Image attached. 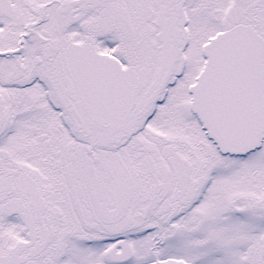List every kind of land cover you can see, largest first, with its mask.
<instances>
[{
	"label": "snow or ice",
	"instance_id": "6c2138e0",
	"mask_svg": "<svg viewBox=\"0 0 264 264\" xmlns=\"http://www.w3.org/2000/svg\"><path fill=\"white\" fill-rule=\"evenodd\" d=\"M0 264H264V0H0Z\"/></svg>",
	"mask_w": 264,
	"mask_h": 264
}]
</instances>
